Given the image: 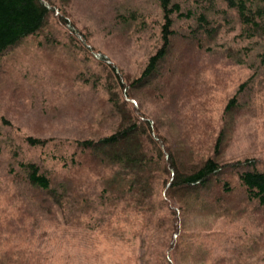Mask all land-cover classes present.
Returning <instances> with one entry per match:
<instances>
[{
	"label": "rangeland",
	"instance_id": "1",
	"mask_svg": "<svg viewBox=\"0 0 264 264\" xmlns=\"http://www.w3.org/2000/svg\"><path fill=\"white\" fill-rule=\"evenodd\" d=\"M45 1L50 14L44 28L0 57V264H169L174 214L169 202L162 203L168 178L165 163L164 174L154 179L158 194L152 199L161 203L153 221L166 216L170 235L155 228L141 208L130 209L124 202L116 208L98 205L91 218L84 216L79 224L70 205L64 213L53 197L34 196L12 170L18 171L21 160L46 159L47 169L58 175L60 157L73 150L60 144L108 135L123 114L135 121L149 119L154 133L168 141L184 164L214 153L216 141H221L225 161L264 160V65L256 58L264 49V38L241 36L236 13L222 0H174L185 15H173V62L188 30L196 26L195 17L187 13L204 12L217 33L212 39L202 37V49L183 46L188 70L176 90V83L170 87L171 98L149 100L146 90L139 89L131 93L137 114L124 103L120 80L104 60L115 63L124 80L142 74L162 46L164 20L158 2ZM130 15L138 17L132 26L122 22ZM157 81L154 75L150 83ZM245 82L248 85L239 92ZM147 83L143 87H149ZM110 95L118 98L120 115L111 113ZM235 97V104L227 108ZM150 135L152 129L144 137ZM28 137L55 146L33 148L26 143ZM96 189H91V198ZM184 190L175 193L181 237L170 258L178 264H264V207L240 202L232 215L215 216L201 210L193 193ZM123 207L127 214L113 212ZM187 247L194 260L183 259Z\"/></svg>",
	"mask_w": 264,
	"mask_h": 264
},
{
	"label": "trees",
	"instance_id": "2",
	"mask_svg": "<svg viewBox=\"0 0 264 264\" xmlns=\"http://www.w3.org/2000/svg\"><path fill=\"white\" fill-rule=\"evenodd\" d=\"M156 1L161 8L164 20L162 46L150 56L142 74L139 77L124 80L123 72L119 67L109 60H104L111 70L110 73L115 74L120 80V88L123 89L121 98L124 103L131 105L137 114H139L138 104L134 102L135 99L131 93L134 94L139 89L146 90L144 95L149 100L171 98L168 96V94L171 95L170 87L176 83V86L172 88L176 90L188 70L186 59L183 60L185 52L181 51L183 46H186L185 49L191 48L189 45L202 49L204 47L202 37L212 39L217 33L216 25H213L214 22L204 12L194 16L187 13V17H195L196 26H191L188 30L189 34L178 46L173 62L172 52L173 49L175 50L172 41V36L175 35L172 30L173 15L183 16L185 14L182 13L181 5L174 0ZM222 1L236 13L242 26L241 36L264 38V0ZM49 14L50 8L45 0H0V57L8 54L10 49L28 37L37 36L47 23ZM127 18L122 22H127L128 26H132L138 20V17L134 18L131 15ZM245 50L247 51V48ZM256 58L261 65H264V49L256 54ZM164 63L166 64L164 68H160V65ZM154 75L158 76L160 81L150 83ZM83 80L91 82L88 78H83ZM146 82L150 85L149 87H143ZM247 85V82L241 84L239 92ZM179 94L175 93V95ZM107 101L111 103V113L115 116L120 115L118 98L110 95ZM235 102L236 97L231 99L227 108L230 109ZM133 120L132 116L123 114L119 125L108 135L64 141L58 147L65 150L72 146L73 150L65 151L60 157L63 164L58 175V172L54 175V169L50 171L47 169L46 159L44 161L21 160L18 163V171L12 170V175L19 179V182L28 190H31L34 196L45 195L46 199L53 197L64 209V213L70 205L79 224H82L81 220L84 216L90 219L98 205L103 206L109 203L111 207L116 208L119 202H124L126 207L131 206L130 209H133L132 206L141 208L155 228L159 226L157 229L162 234L170 235L171 230L167 231L165 227L166 216H159L156 221H153L156 214L154 209L160 207L161 203L158 199H152L158 194L154 179H160V176L164 174L162 164L165 163V176L168 178L164 181L165 197L162 203L169 202L168 209L171 214H174V232L172 230L173 234L166 255L169 264H178L170 258V255L181 237L180 207L175 202V193L179 189H185L186 193L192 192L196 205L201 210H209V213L215 216L232 215V210L240 202H254L255 205L264 207L263 159L245 157L225 161L224 151L220 148L221 141H216L214 153L200 157L191 164L189 162L184 164L177 159V153L173 152L168 141H164L161 135L156 134V130L154 133L155 125H152L149 119L142 117L141 121ZM150 129H152L153 136L150 135L147 139L144 135ZM26 143L33 148L55 146V144L51 145L48 140L32 137H28ZM54 157L58 158L57 155ZM58 177L61 179L54 180ZM97 183H100L99 190L96 189ZM89 187L96 189L93 198L90 197ZM131 202L132 205H130ZM56 207H58L57 204ZM126 207L120 210L115 209L113 212L122 211L127 214ZM185 250L182 254L183 259L192 258L194 260L193 250L189 247Z\"/></svg>",
	"mask_w": 264,
	"mask_h": 264
}]
</instances>
